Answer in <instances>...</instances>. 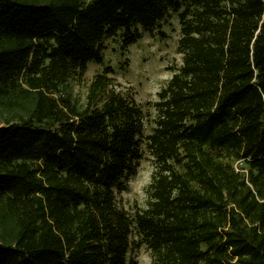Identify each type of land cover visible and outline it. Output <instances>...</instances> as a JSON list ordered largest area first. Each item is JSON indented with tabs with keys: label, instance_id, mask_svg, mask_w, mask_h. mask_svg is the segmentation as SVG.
<instances>
[{
	"label": "trees",
	"instance_id": "trees-1",
	"mask_svg": "<svg viewBox=\"0 0 264 264\" xmlns=\"http://www.w3.org/2000/svg\"><path fill=\"white\" fill-rule=\"evenodd\" d=\"M177 13L146 205L116 200L146 111L109 65ZM246 164L236 169L233 162ZM264 264V0H0V264Z\"/></svg>",
	"mask_w": 264,
	"mask_h": 264
},
{
	"label": "rangeland",
	"instance_id": "rangeland-1",
	"mask_svg": "<svg viewBox=\"0 0 264 264\" xmlns=\"http://www.w3.org/2000/svg\"><path fill=\"white\" fill-rule=\"evenodd\" d=\"M141 37L122 48V33L104 40L103 63L90 61L83 75V83L76 90L83 95L85 86L97 71L109 65L112 76L123 86H131L137 102L143 105L146 116L139 144L140 158L134 170L123 176L125 188L116 192V200L130 213L144 207L147 201V187L154 170V162L146 147L144 137L154 126L155 110L152 105L157 100V91L170 79L174 66L180 62L176 46L180 37V23L177 13L169 14L160 22L158 29L147 31L138 27ZM236 169L245 170L246 164L236 160ZM127 262L134 264H154L150 250L139 240L136 232L127 253Z\"/></svg>",
	"mask_w": 264,
	"mask_h": 264
}]
</instances>
